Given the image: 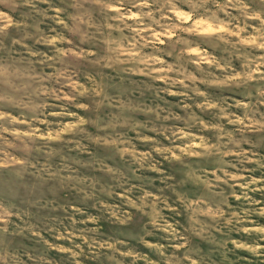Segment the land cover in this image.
<instances>
[{"label": "clouds", "instance_id": "clouds-1", "mask_svg": "<svg viewBox=\"0 0 264 264\" xmlns=\"http://www.w3.org/2000/svg\"><path fill=\"white\" fill-rule=\"evenodd\" d=\"M0 264H264V0H0Z\"/></svg>", "mask_w": 264, "mask_h": 264}]
</instances>
